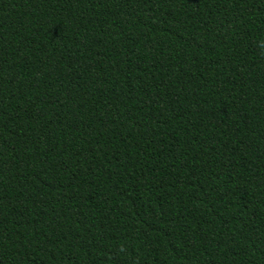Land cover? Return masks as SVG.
I'll return each mask as SVG.
<instances>
[{
  "label": "trees",
  "instance_id": "1",
  "mask_svg": "<svg viewBox=\"0 0 264 264\" xmlns=\"http://www.w3.org/2000/svg\"><path fill=\"white\" fill-rule=\"evenodd\" d=\"M264 0H0V264H264Z\"/></svg>",
  "mask_w": 264,
  "mask_h": 264
},
{
  "label": "clouds",
  "instance_id": "2",
  "mask_svg": "<svg viewBox=\"0 0 264 264\" xmlns=\"http://www.w3.org/2000/svg\"><path fill=\"white\" fill-rule=\"evenodd\" d=\"M261 47L264 48V42H261Z\"/></svg>",
  "mask_w": 264,
  "mask_h": 264
}]
</instances>
